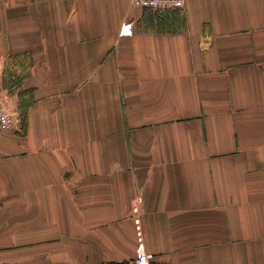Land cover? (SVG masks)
I'll return each instance as SVG.
<instances>
[{"label":"crops","instance_id":"obj_1","mask_svg":"<svg viewBox=\"0 0 264 264\" xmlns=\"http://www.w3.org/2000/svg\"><path fill=\"white\" fill-rule=\"evenodd\" d=\"M0 85V264H264V0H0Z\"/></svg>","mask_w":264,"mask_h":264},{"label":"built area","instance_id":"obj_2","mask_svg":"<svg viewBox=\"0 0 264 264\" xmlns=\"http://www.w3.org/2000/svg\"><path fill=\"white\" fill-rule=\"evenodd\" d=\"M135 7L150 10L154 13L163 11H184L187 0H130ZM133 27L131 23H125L121 29V35H132ZM23 117L20 112L14 110L9 102L8 91L0 85V131L3 133L11 132L19 128L21 133H24L21 128ZM138 210L136 209V212ZM137 230V246L135 249L134 264H163L157 260L154 253L147 250L141 221L139 218L135 220Z\"/></svg>","mask_w":264,"mask_h":264}]
</instances>
